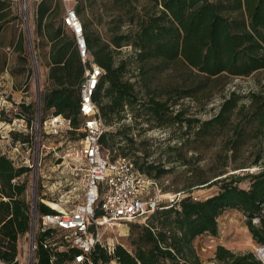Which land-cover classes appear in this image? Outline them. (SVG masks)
<instances>
[{"label":"trees","instance_id":"trees-1","mask_svg":"<svg viewBox=\"0 0 264 264\" xmlns=\"http://www.w3.org/2000/svg\"><path fill=\"white\" fill-rule=\"evenodd\" d=\"M12 3L0 0V34L14 18ZM62 6V0H42L36 11L37 33L51 44L49 79L53 86L43 93V112L53 109L54 115L70 119L72 127L78 129L83 122L80 86L85 64L75 34L63 22ZM88 8L91 13L84 15ZM76 10L89 54L105 71L93 96L105 125L113 126L122 119L126 105L138 108L145 120L152 118L159 127L182 131L178 140L167 145V152L178 153L182 164L190 163L184 147L198 150L208 136L215 138L220 133L225 147L235 153L253 137H260L264 144V89L246 95L248 104L241 103L243 95L230 91L223 97L218 112L204 120L195 114L187 115L183 102L187 97L200 101L203 95L209 99L211 83L224 77L249 76L264 69V0H77ZM97 24L105 26V35L97 30ZM23 41L24 36L19 33L10 42V52L5 51L9 44L0 43V73L6 70L12 51L25 53ZM125 45L131 46L132 54L121 57ZM133 63L145 81L155 69L165 72L174 64L187 68L193 77L169 85L158 97L148 84L147 90H136L129 77L133 75H129ZM20 106L33 114L32 104ZM19 116L24 115L20 112ZM100 144L103 153L112 159L140 149V143L126 134L125 127L105 130ZM114 150L117 151L112 153ZM149 156L135 155L131 160L137 170L157 180L172 171L171 157L149 160ZM262 158L259 153L252 162L263 163L257 171L243 175L228 173L224 168L207 177L201 167H194L193 181L177 191L190 194L195 188L218 185L216 193L203 199L188 195L177 205L157 209L148 216L147 225L133 224L137 228L132 237L133 251L115 244L110 253L98 244L92 254L94 260L100 264L111 260L116 264H204L194 240L206 233L218 235V218L230 207L244 213L254 239L264 245ZM248 166L241 163L235 169ZM29 169L15 166L0 147V259L7 264H19L18 240L31 225L27 182L14 181ZM246 178H250L247 188L240 185ZM39 211L55 210L40 203ZM51 231L37 237L35 264H62L77 251L54 252L45 247L41 240ZM54 254L55 263L51 261ZM215 259L218 264H264L254 251L236 253L224 245L217 246Z\"/></svg>","mask_w":264,"mask_h":264},{"label":"rangeland","instance_id":"rangeland-1","mask_svg":"<svg viewBox=\"0 0 264 264\" xmlns=\"http://www.w3.org/2000/svg\"><path fill=\"white\" fill-rule=\"evenodd\" d=\"M42 0H12L13 19L0 34V43L9 44L5 51L10 52V42L16 39L19 33L24 36L23 49L25 53L12 51L8 59V71L0 75V147L3 153L14 158L13 161L22 159L30 169L22 176L27 182V198H37V206L41 198L51 200V205L56 208L69 207L83 199V173L75 171L77 152L80 149L79 129L63 115H54L53 109L43 112V93L52 88L49 79L50 71V41L44 36L38 35L36 27V11ZM62 8L65 12V5ZM86 9L84 15L90 14ZM96 28L105 35V26L97 24ZM69 33V29L65 27ZM132 54L130 45L122 47L121 57ZM24 57H23V56ZM92 59V56L90 55ZM130 81L135 84L136 90L145 91L148 86L155 90L158 97L164 89L176 82L191 76L189 70L180 64H174L165 72L155 69L148 80L141 78L136 63L131 65ZM37 72V73H36ZM38 74V78H37ZM264 89V69L249 76H227L217 82L211 83L210 98L204 96L200 101L187 97L184 99L187 115L195 114L202 120L214 116L223 101V97L230 91L236 90L244 96L241 103H249L246 97L250 92ZM142 95V94H140ZM143 97V96H142ZM21 103L32 104L33 114L23 110ZM180 105L176 106L179 107ZM138 109V108H137ZM137 109L125 106L123 118L115 121L113 126H107L106 130L116 131L119 127H125L128 136H133L140 149L130 151L129 157L135 155L144 156L150 154L151 159L171 157L170 167L172 171L161 176L159 181L163 191L174 192L187 186L193 181V168L201 167L206 176L212 177L224 168L228 173L243 175L250 173V169L259 167L261 164L252 163L257 155H263L264 144L260 137L250 138L244 143L242 149L235 153L233 149L225 147L223 134H217L215 138L207 137L206 144L198 150L183 148L187 153L190 163L182 164L178 153L169 154L167 145L178 140L182 131L159 127L151 119L145 120V116L139 114ZM25 117L21 122L19 113ZM56 117V120L54 119ZM58 117V118H57ZM32 119V121H30ZM45 121L47 122L45 124ZM23 123V124H22ZM125 140L123 141V143ZM25 143V144H24ZM117 150L112 151L115 153ZM196 157H199L195 160ZM229 163V165H226ZM245 163L246 168L235 169V165ZM258 168V169H259ZM257 171V170H256ZM242 187H249L250 178L240 182ZM218 185L195 188L190 194L196 199H203L216 193ZM57 202H60L57 203ZM149 217L145 216L134 222H122L106 224L102 227V239L105 243L121 244L130 251L134 250L132 237L137 228L133 224L147 225ZM219 232L199 235L194 240V245L204 264H218L215 259V251L218 245H224L236 253L254 251L258 254L261 247L254 239L244 213L235 207L227 208L218 218ZM59 245L68 242L64 239V232L56 231L54 234ZM30 230L21 235L18 240L19 264H30ZM101 264H116L113 261Z\"/></svg>","mask_w":264,"mask_h":264},{"label":"built area","instance_id":"built-area-1","mask_svg":"<svg viewBox=\"0 0 264 264\" xmlns=\"http://www.w3.org/2000/svg\"><path fill=\"white\" fill-rule=\"evenodd\" d=\"M62 1L65 5L63 22L75 34L79 54L85 64L84 79L80 86V112L83 122L78 128L83 136L80 138V149L75 164V171L83 173L84 196L82 201L71 208H55L51 205V200L41 198L42 203L55 210L45 213L39 211L37 198H28L31 216L30 264L37 261L38 235L49 230L52 231L45 234L41 240L45 247H50L54 252L77 250L72 258H67L62 264H100L92 255L96 245H102L110 253L115 248V244L103 241L102 227L106 224L137 221L157 209L179 204L188 194L183 191H163L160 181L137 170L129 156L119 155L112 159L110 155L103 153L100 138L106 130V125L93 96L105 71L90 58L83 23L76 10L77 0ZM18 119L25 121L24 116ZM54 119L56 120V117ZM68 121L70 122V119ZM9 158L12 161L14 159ZM13 163L17 167L26 166L22 159ZM258 168L250 169V173H254ZM19 179L22 177L15 178L14 181ZM254 220L258 221V218ZM57 230L64 232L67 244L59 245L61 240L54 235ZM260 246L258 256L264 261L261 255L264 245ZM16 260L19 261L18 256ZM55 260L54 254L51 261L55 263ZM111 261L116 263L115 260ZM0 264L7 263L0 259Z\"/></svg>","mask_w":264,"mask_h":264},{"label":"crops","instance_id":"crops-1","mask_svg":"<svg viewBox=\"0 0 264 264\" xmlns=\"http://www.w3.org/2000/svg\"><path fill=\"white\" fill-rule=\"evenodd\" d=\"M9 56H11V54H9ZM9 59H10V57H9ZM6 71H8V68H6ZM2 73H4V72H2ZM2 73H0V75H2Z\"/></svg>","mask_w":264,"mask_h":264},{"label":"bare ground","instance_id":"bare-ground-1","mask_svg":"<svg viewBox=\"0 0 264 264\" xmlns=\"http://www.w3.org/2000/svg\"><path fill=\"white\" fill-rule=\"evenodd\" d=\"M57 118H58V117H57ZM261 255L264 257V252H262Z\"/></svg>","mask_w":264,"mask_h":264},{"label":"water","instance_id":"water-1","mask_svg":"<svg viewBox=\"0 0 264 264\" xmlns=\"http://www.w3.org/2000/svg\"><path fill=\"white\" fill-rule=\"evenodd\" d=\"M37 73V72H36ZM37 78H38V74H37Z\"/></svg>","mask_w":264,"mask_h":264}]
</instances>
